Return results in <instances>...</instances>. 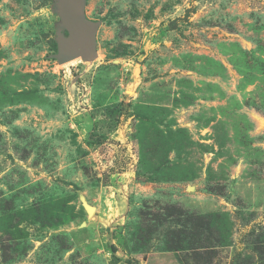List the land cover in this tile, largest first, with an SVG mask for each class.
Listing matches in <instances>:
<instances>
[{
	"label": "rangeland",
	"instance_id": "obj_1",
	"mask_svg": "<svg viewBox=\"0 0 264 264\" xmlns=\"http://www.w3.org/2000/svg\"><path fill=\"white\" fill-rule=\"evenodd\" d=\"M56 5L0 0V264H264V0H86L66 64Z\"/></svg>",
	"mask_w": 264,
	"mask_h": 264
},
{
	"label": "water",
	"instance_id": "obj_2",
	"mask_svg": "<svg viewBox=\"0 0 264 264\" xmlns=\"http://www.w3.org/2000/svg\"><path fill=\"white\" fill-rule=\"evenodd\" d=\"M56 13L62 24L57 36L58 53L52 56L60 64L96 56V33L99 24L86 15V0H56ZM89 212V209H88Z\"/></svg>",
	"mask_w": 264,
	"mask_h": 264
},
{
	"label": "bare ground",
	"instance_id": "obj_3",
	"mask_svg": "<svg viewBox=\"0 0 264 264\" xmlns=\"http://www.w3.org/2000/svg\"><path fill=\"white\" fill-rule=\"evenodd\" d=\"M84 60V59H83ZM89 210H90V208H89ZM93 210H90V214H91V212H92ZM94 212V211H93Z\"/></svg>",
	"mask_w": 264,
	"mask_h": 264
}]
</instances>
